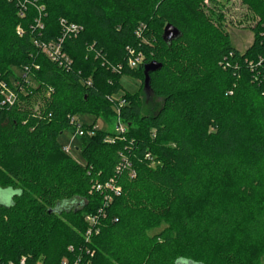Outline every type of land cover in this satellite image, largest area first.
Segmentation results:
<instances>
[{"label":"trees","instance_id":"1","mask_svg":"<svg viewBox=\"0 0 264 264\" xmlns=\"http://www.w3.org/2000/svg\"><path fill=\"white\" fill-rule=\"evenodd\" d=\"M242 2L260 18L244 53L204 0H0V83L15 93L0 91V188L22 192L0 203L1 262L262 264L247 248L264 243V0ZM152 60L161 100L146 114L121 78L144 82Z\"/></svg>","mask_w":264,"mask_h":264},{"label":"rangeland","instance_id":"2","mask_svg":"<svg viewBox=\"0 0 264 264\" xmlns=\"http://www.w3.org/2000/svg\"><path fill=\"white\" fill-rule=\"evenodd\" d=\"M205 8L207 10H213L215 14L221 13L224 19V26L226 31L231 37L232 44L242 53H244L253 43L254 31L253 28L256 26L260 19L258 15L252 12L242 0H204ZM15 75L18 76L21 72L18 69L14 70ZM121 85L124 92L136 93L139 92L142 99L143 112L146 114L155 113L160 103L157 98L150 90H146L144 82L141 78L125 75L121 78ZM122 95V92L118 97ZM77 120L80 123H91L95 120L92 115H79ZM97 126L100 129L107 131H113L116 134L114 126H109L102 118L97 119ZM59 141L65 146H69V154L80 164L84 165L81 152L80 143L73 137L69 132H64L60 137ZM15 191L11 188H0V195H7L9 191ZM221 195L226 197L227 200L236 199L239 195V189L237 190L235 185H230L229 189H223L220 191ZM13 201V195L11 196ZM4 204V203H3ZM67 206H79L78 201H71ZM91 223V221H90ZM248 253L253 256H258L264 264V243L248 247ZM243 255H246V251H243ZM38 264H42V260L38 261Z\"/></svg>","mask_w":264,"mask_h":264},{"label":"built area","instance_id":"3","mask_svg":"<svg viewBox=\"0 0 264 264\" xmlns=\"http://www.w3.org/2000/svg\"><path fill=\"white\" fill-rule=\"evenodd\" d=\"M61 23L64 25L65 29L68 32L77 33L79 31H81V29H82L77 24H71V25L66 24L64 20H62ZM61 41H62V39H61ZM44 51L47 52L50 57H52L53 59H56L57 54L60 52V44H56L55 46L54 45L53 46H44ZM127 51L129 52L128 65L130 67L135 68L143 62L144 56L141 53H137L135 51V49H133L131 47H128ZM0 91L5 96V98L8 102H11V103L13 102V100L15 98V93L13 91H11V89H9L5 83H2V82L0 83ZM122 103H124V101H122ZM75 120L76 119L73 118L72 122H74ZM115 130L118 133H123L125 130V126L122 123H118ZM85 133L86 132L84 131V129L81 126H79L78 127V134L82 136V135H85ZM64 149L66 152H69L70 147L65 146ZM106 186L110 187L109 184H107ZM100 188H101V185H98L97 189H100ZM115 192L119 193V188H116ZM88 220L91 221V225H93L95 223L94 217H88ZM91 230L88 231L89 234L91 233ZM90 254L93 255V252H91ZM0 264H28V261H27L26 257H22L19 261H9V262H1L0 261ZM60 264H70V263L68 260L63 259Z\"/></svg>","mask_w":264,"mask_h":264},{"label":"water","instance_id":"4","mask_svg":"<svg viewBox=\"0 0 264 264\" xmlns=\"http://www.w3.org/2000/svg\"><path fill=\"white\" fill-rule=\"evenodd\" d=\"M181 35L182 32L177 26L168 23L164 27L162 36L165 42H172L178 39ZM161 67H162V63L156 60H152L144 65V74H145L144 87L146 90H150V73L159 70Z\"/></svg>","mask_w":264,"mask_h":264},{"label":"clouds","instance_id":"5","mask_svg":"<svg viewBox=\"0 0 264 264\" xmlns=\"http://www.w3.org/2000/svg\"><path fill=\"white\" fill-rule=\"evenodd\" d=\"M21 194L22 192L20 189H16L14 192L10 190L7 195H0V203H4L6 206L10 207L12 205L11 196Z\"/></svg>","mask_w":264,"mask_h":264},{"label":"crops","instance_id":"6","mask_svg":"<svg viewBox=\"0 0 264 264\" xmlns=\"http://www.w3.org/2000/svg\"><path fill=\"white\" fill-rule=\"evenodd\" d=\"M96 126H97V124H96ZM98 127V126H97ZM99 128V127H98Z\"/></svg>","mask_w":264,"mask_h":264}]
</instances>
